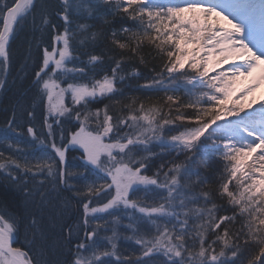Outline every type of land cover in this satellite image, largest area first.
Listing matches in <instances>:
<instances>
[{"label": "snow or ice", "instance_id": "6c2138e0", "mask_svg": "<svg viewBox=\"0 0 264 264\" xmlns=\"http://www.w3.org/2000/svg\"><path fill=\"white\" fill-rule=\"evenodd\" d=\"M57 4L55 15L63 21L62 25L52 22L47 7L42 6L38 11L37 0H5L0 7V74L3 75L0 88L8 84L10 41L18 32L31 22L33 30L40 31L42 36L49 31L54 33L51 43L43 46L42 62L37 64L32 82L35 98L44 104L43 127L47 129V137L41 139L34 127L29 126L27 134L42 146L38 154L30 158L25 149L30 147L36 152L35 143L30 146L24 142V148H20L19 140L8 156L0 152V172H6V178L24 193L25 209L34 205L41 216L38 219L35 213L27 216L0 213V264H109L102 257L113 256L117 264H242L238 255L241 238L250 257L248 264H264V101L255 108V100L251 98L264 84V0H169L167 4L154 0H57ZM104 7L113 17L123 13L134 25L122 29L124 42L116 38V32L112 33V43L121 50L119 58L112 53L109 59L115 66L111 76L97 79L96 70L102 57L85 53L89 56L88 64L75 63L79 57L73 55V41L83 44L89 32L92 41L102 34V30L91 31L94 25L87 21L99 16V10ZM110 22L102 21L104 25ZM144 40L168 58L160 75L163 71L170 75L181 71L185 64L195 73L188 78L192 85L188 94L195 96L194 102L183 104L174 95L167 97L171 104L177 105L175 119L185 122V126L178 135L169 138L167 145L169 151H175L176 158L168 165H161L152 175L144 171L154 155L148 144L152 140L162 141L165 125L174 123L169 118L171 106L168 112L157 106L145 108L143 103L134 108L133 100L125 105L128 116L119 118L115 124L107 105L102 121L99 109L95 113L83 112L97 97L115 98L124 53L137 55ZM28 59L30 55L21 70L27 66ZM225 64L231 67L224 69ZM210 72L215 75L209 76ZM159 84L162 80L156 79L142 87ZM68 95L72 107L66 106ZM181 108H191L194 114L185 115ZM27 115L34 117V112L28 111ZM91 115L96 117L95 128L86 126ZM73 116L80 121L79 130L65 143L61 129L57 144L50 118L55 117L59 126L63 123L61 117L71 120ZM14 124L15 117L8 121L12 132L17 131ZM122 127L132 132L121 135ZM7 140L6 133L0 137V141ZM77 146L83 153L81 172L69 171L66 165V152ZM201 146H207L226 162L228 175L221 177L219 194L227 195L229 203L238 206L241 217L245 214L248 217L238 232L231 233L228 226L223 235L216 232L222 223L232 224L236 209L233 216L217 217L211 193H196L192 188L191 178L199 177V173L191 161ZM8 147L11 149L12 145ZM40 173H45L44 179L29 188V180H35ZM85 173L94 179L83 188L71 182L72 177L87 180ZM232 180L237 181L239 191L229 189ZM45 182L51 186L48 192L40 191ZM139 192L143 195H136ZM36 195L40 196L39 202ZM53 196L63 207L56 210L53 205L55 214H49L45 225L44 208L52 204ZM200 196L205 206L211 202L212 207H190L200 204ZM149 199L150 203L144 202ZM72 203L82 205V219L78 218L75 226L60 223ZM189 217L201 221L192 231L187 228ZM21 224L28 251L13 246ZM58 224L62 235L57 244L66 251L61 252L63 260L50 261L49 231ZM101 230L105 233L103 245ZM81 231L83 239L79 235ZM209 233H214L216 238L209 241ZM121 238L139 245L135 259L131 256L120 259L117 241ZM218 241L222 246L217 252Z\"/></svg>", "mask_w": 264, "mask_h": 264}, {"label": "trees", "instance_id": "16d2710c", "mask_svg": "<svg viewBox=\"0 0 264 264\" xmlns=\"http://www.w3.org/2000/svg\"><path fill=\"white\" fill-rule=\"evenodd\" d=\"M5 0H0V7L3 6ZM156 3L167 4L169 0H154ZM44 6L47 7L49 13L51 14V20L53 23H58L62 25L63 21L60 20L58 16L55 15V9L57 8V0H37V10ZM99 16L89 18L88 23L94 25L91 31L100 32L102 34L97 36L95 41L91 40V32L88 34V38L84 40V43L81 44L79 40L73 41V47L75 49L73 55L78 56L79 59L75 61L77 64H88L89 56L85 53H94L102 57L99 61L100 67L96 70V78L103 79L104 75L111 76V69L115 66L114 61L109 59V56L112 53H115L117 58H119L120 49L112 43L113 36L112 33L116 32L117 39L121 42L126 40V36L123 35L122 29L124 27H132L134 22L127 19L123 13L113 17L111 11L104 7L99 10ZM108 19L111 22L107 25H104L102 21ZM31 21V18H30ZM39 23V20H38ZM75 24L73 28H75ZM62 32L63 29L60 28ZM54 35L52 32H46L41 34L40 31H34L29 22L28 26L24 27L22 31H19L18 34L10 41V57H11V67L10 71L7 74L8 84L4 88H0V137L5 133L8 136L6 142L0 141V152H3L5 156H8L10 152L14 151L17 148L16 141L19 140L20 148H24V142H29L31 146L32 143H35L36 152H33L30 147L25 149L26 154L31 158L33 155L38 154V150L42 147L38 141L33 142V138L27 134V128L33 126L36 132V135L41 139L47 137V129L43 127V113H44V104L36 97V89L32 86L34 80L35 71L38 70L37 64L42 62L43 55V46L51 43L50 37ZM40 43V47H37V43ZM62 46V45H61ZM31 56V59L27 60V66L22 69V66L25 65L26 58ZM125 59L122 62V68L118 71L116 79V88L117 92L114 94V99L100 98L97 97L95 101L91 102L86 109H83V112H92L95 113L97 109L100 110L99 119L103 120L104 107L108 106L109 114L114 117L113 123L115 124L117 120L121 117L126 118L129 114V109L125 105H129L131 101L135 100L136 104L133 105L134 108H138L140 103H143L145 108L151 106L162 107L164 112L169 111V106H171L170 119L174 121L172 124L165 125L163 129V140L157 141L152 140L148 147L151 149L154 155L152 156L149 166L145 169V174L152 175L156 172L161 165H168L169 162L173 161L176 158L175 151H169L167 145L170 142L169 138L172 135H178L180 130H183L185 122L176 120L177 115L175 109L176 104H171L168 101L167 97L169 95H174L178 98V103L187 104L189 102L195 101V96L188 94L189 90L192 89V85L188 83V78L195 75L191 70L188 69L187 64H185L184 69L181 71L168 74L166 71H163V74L160 75L163 66L168 62V58L162 55L159 49L155 48L152 44L148 43L147 40H144L142 45L138 50V54L133 56L131 53L125 52ZM141 58L143 62H141ZM71 66V65H69ZM226 66L223 68L226 69ZM91 69V65H89ZM222 70V69H218ZM215 75L212 72L210 76ZM123 76L124 79L120 80L119 77ZM0 78H3V75L0 74ZM161 79L162 84L153 85L152 87H142L145 84H150L153 80ZM66 87V84L64 85ZM35 98V99H34ZM46 103V101H45ZM66 106L72 107L73 102L70 95L65 97ZM203 103V102H202ZM75 107L80 108V105H75ZM253 107L258 108V105H253ZM28 111L34 112V117H29L27 115ZM181 112L185 115L194 114V110L191 108H181ZM134 114L140 115L139 112ZM15 117V124L17 131L12 132L9 130L8 121L12 120ZM81 115V119H83ZM60 120L63 121L59 126L56 125L55 119H50L49 122L53 123V129L56 135L57 144L60 143V133L61 129L64 134V142L66 143L70 135L79 130L80 121L73 118L67 120L64 117H61ZM95 115H91L88 118L87 127L95 128ZM131 124V121H128ZM146 126V125H145ZM132 132V129L125 127L121 128V135L123 133ZM19 133V135H18ZM110 136L114 134H109ZM106 142L108 139L106 138ZM11 144L12 148L9 149L8 145ZM51 152V148L48 149ZM82 150L77 147H70L66 152V165L69 171L81 172L83 171L84 161L82 160ZM54 155V153H53ZM180 160H183V156L179 157ZM225 161L220 157L216 156L207 146L198 147L194 155L193 160L191 161V166L195 168L199 177L192 176V188L196 193L209 192L211 193V201L215 202L216 209L215 215L219 216H233V209H236V219L232 224L224 222L221 224V227L216 229V232L223 235L225 226L229 227L231 233L238 232L241 228V224L246 220L247 214L244 217L239 215L238 206L229 203V198L227 195L223 197L220 196V184L221 177L227 176L228 174L225 171ZM90 167V166H89ZM166 170V169H165ZM45 173L37 174L35 180H29L28 187L32 188L33 185H39L40 181L44 179ZM87 180L84 177H72L71 182L74 183L77 187L83 188L87 183H90L94 177L85 173ZM6 172H0V213H5L9 216H27L31 213H35L39 219L41 213L33 205L27 210L24 206V193L17 190V188L11 183L10 179L6 178ZM110 183V180L108 181ZM183 183V181H181ZM245 183H250V181H245ZM51 186L45 182L44 187L40 191L48 192L50 191ZM229 189L232 191H239L237 188V181L232 180L229 183ZM65 195H71L70 193H65ZM136 195L142 196L143 193L139 192ZM136 196H133L135 199ZM52 204L44 208L43 212V223L48 224L49 214H55L53 210V205L56 210H59L63 207L60 201L54 199V196L51 198ZM199 205H190V207H206L211 208L212 203L204 205L203 196H200ZM36 202L40 201V196L36 195ZM106 202V201H103ZM150 203L151 199L144 201ZM93 206H99L94 204ZM131 211V210H129ZM83 208L82 205H77L72 203L70 209L64 213V216L60 223L66 225L75 226L78 218L82 219ZM105 216L106 214H98ZM137 215H139L137 213ZM259 219L260 214L257 213ZM194 217H189V224L187 228L192 231L196 223H200ZM123 223H127L125 218ZM173 223L175 221L173 220ZM95 221L93 222V226ZM246 231V230H245ZM108 235L111 233L108 232ZM62 233L59 227V224L56 228L50 229L49 231V244L51 247L48 249L47 258L50 261H55L57 259L63 260L64 256L61 254L62 250L57 241L60 239ZM80 238L83 239V232L79 233ZM105 233L101 230V239L100 244L103 245L106 241L103 239ZM30 236V234H29ZM214 233H209L207 239L209 241L215 239ZM191 243V241H189ZM241 252L238 255L241 256L242 264H248V254L244 246V240L241 238L239 241ZM14 247H22V250L28 251V243L25 239V229L24 225H20L19 232L15 236V241L13 244ZM222 245L220 242H217V252ZM199 245L197 244V250ZM101 251L103 248L100 249ZM32 252L35 250L32 249ZM227 251V250H226ZM117 253L121 260H124L125 257L131 256L133 259L139 255V245L134 241H129L126 239H119L117 241ZM231 257V253L229 252ZM102 259L109 262V264H117L116 257H102ZM234 259V258H233Z\"/></svg>", "mask_w": 264, "mask_h": 264}, {"label": "rangeland", "instance_id": "374dc122", "mask_svg": "<svg viewBox=\"0 0 264 264\" xmlns=\"http://www.w3.org/2000/svg\"><path fill=\"white\" fill-rule=\"evenodd\" d=\"M235 22V21H234ZM237 63H239V61H236ZM227 65L226 68L231 67V64H225ZM224 65V66H225ZM225 69V68H224ZM212 74V72L209 73V76ZM255 100L254 105H258L259 106V102L260 101H264V84H261L256 90L255 92L252 93V97ZM50 119H56L55 117H52ZM51 123V122H50ZM82 150V149H81Z\"/></svg>", "mask_w": 264, "mask_h": 264}]
</instances>
